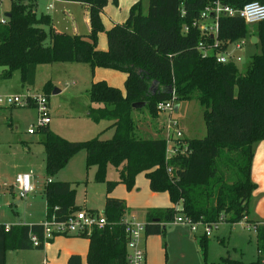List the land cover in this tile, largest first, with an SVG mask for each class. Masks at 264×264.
Listing matches in <instances>:
<instances>
[{"label":"trees","instance_id":"16d2710c","mask_svg":"<svg viewBox=\"0 0 264 264\" xmlns=\"http://www.w3.org/2000/svg\"><path fill=\"white\" fill-rule=\"evenodd\" d=\"M35 1L9 0V16L0 22V75L7 77L18 70L23 84L31 86L37 65L54 61H85L92 68L110 67L126 74L123 89L105 79L92 81L87 89L88 114L94 121H110L114 128L110 137L70 140L48 124L37 126L43 133L47 178L80 149L86 152V167L95 166L94 177L105 181L107 192L119 182L131 189L136 175L143 172L149 188L166 191L172 203L148 209L145 235H164L165 224L173 222L177 214L193 222L245 219L257 224V258L245 261L226 254L209 261L205 254L208 237L203 232L199 236L202 264H264V220L249 216L256 187L250 175L252 159L255 145L264 138V19L255 22L250 32L241 17L220 16L218 39L224 44L210 47L203 55L197 44L205 36L193 21L213 0H148L145 13L136 0L124 21L106 29L107 47L100 49L96 45L98 32L104 29L101 12L108 0H71L88 5L90 29L85 34L56 30L48 13L36 14ZM222 1L241 6L249 0ZM258 1L264 4V0ZM184 25L188 26L185 32ZM250 34L258 38L260 50L251 55L245 72L233 60L216 59L227 41ZM206 41L212 42L211 37ZM153 81L158 85L151 90ZM52 85L49 80L44 82L46 96ZM168 98L174 106L179 99L196 98L204 106L206 133L180 137L185 144L166 157L165 137L136 134L132 104L143 101L136 107L145 106L156 117L157 102ZM29 105L34 104L25 106ZM109 166L118 172L117 179L106 178ZM75 192L73 182L46 179V217L65 218L79 209ZM102 212L106 217L103 227L83 233L89 238L86 260L88 264H126L124 199L106 195ZM29 229L41 236L42 223L10 225L4 248L29 247ZM67 264H81L80 254H70Z\"/></svg>","mask_w":264,"mask_h":264},{"label":"rangeland","instance_id":"374dc122","mask_svg":"<svg viewBox=\"0 0 264 264\" xmlns=\"http://www.w3.org/2000/svg\"><path fill=\"white\" fill-rule=\"evenodd\" d=\"M48 1L53 2V7L48 12L53 16L59 29L69 33L84 29V6L81 3L77 1L61 3L58 0H37V14L46 12L45 5ZM142 1L143 11H146L148 0ZM8 7L9 0H0V14H3ZM74 22H76L77 28H74ZM253 26L254 23L247 24L250 32L254 30ZM253 35L250 34V36L227 41L223 49V51L226 50L229 54L234 55L241 73L247 69L251 61V55L260 50L259 45H256L258 38L256 37L255 42L251 41ZM241 38L244 41L237 48L234 45ZM237 55L240 56V59H236ZM104 69L99 68V70ZM110 70L119 72L116 69ZM95 73L90 64L85 61L40 63L37 65L33 85L24 87L23 82L20 80L19 91L15 92H42L44 82L49 80L53 87L59 89L57 92H52L51 89L47 95L50 109V121L47 124L50 129L70 140L86 139L95 135L108 138L114 131L113 127L106 126L110 121L107 119L94 121L88 114L87 106L90 104V100L87 89L91 84V80L95 78ZM99 77L111 79L106 74ZM3 78L9 80L19 78V72L18 70L13 71L10 77L0 75V79ZM113 79L118 80V77ZM123 87L124 85L122 89ZM8 93H13L12 90H9L8 85H0V94ZM176 107L177 109H173L171 113H168L167 110L158 111L156 117H153L145 106L133 107L132 116L137 124L136 134L141 137L163 136L164 129H162V125L165 121L168 123V117H170L178 121L179 125L177 124V126L183 131L180 137L183 134L185 137L204 136L206 133L203 117L204 106L196 98H190L177 100ZM36 120L37 109L34 105H0V219L2 220L11 219L12 215L8 203L9 200L16 199L11 196L5 185L16 172H23L31 161L34 162V169L38 172L41 171L43 154L41 152L34 153L33 150L42 149L43 146L41 144L36 145L32 152L25 149L26 143L30 145L31 142L38 143L43 136V133L36 127ZM30 128L35 131H30ZM171 134H174V131ZM180 137L175 142L183 146L185 143L181 141ZM83 152L84 149H80L72 154L71 159L62 166L63 168L61 167L57 175L63 179H74L73 185L77 189L76 204L82 206L87 203L93 209L96 208L94 210L102 211L103 188L105 185L93 180V171L85 168ZM110 170L116 172L113 168H110ZM142 174L141 176L144 177V174ZM77 176L80 179L75 178ZM19 199L23 200L21 197ZM255 201V197L252 196L249 202V216L251 218L257 217L252 215ZM244 224L243 219L234 223L224 220L219 221L216 227H213L211 233L207 235L206 259L209 261L218 260L220 255L227 254V250L230 256L234 258L245 261L256 259L258 254L254 240L255 231L244 226ZM165 227L163 237L156 239L157 244L153 243V249L151 250L153 258L162 264H202L203 255L199 236L204 232V227L199 224L193 230L187 223L172 221L166 223ZM219 238H223V241H220ZM148 252L150 253L149 247ZM17 260L20 264H23V257L20 254L17 256ZM10 261L14 262V257L11 255Z\"/></svg>","mask_w":264,"mask_h":264},{"label":"crops","instance_id":"0c3cea01","mask_svg":"<svg viewBox=\"0 0 264 264\" xmlns=\"http://www.w3.org/2000/svg\"><path fill=\"white\" fill-rule=\"evenodd\" d=\"M58 1L61 3L71 2V0H58ZM134 1L136 0H118L117 3H113L111 0H108V2L106 3V5L104 6L101 12V19L104 25V29L98 32L97 45H96L98 48L105 49L107 47L106 29L109 28L115 22L124 21L128 15V10H129L130 5ZM140 1H141V11L145 13L147 9L146 11H143V1L142 0ZM78 3H81V2H78ZM48 4H51V7H47ZM81 4L84 6L85 25L83 27L84 29H82L81 31H78L76 29L77 31L75 32L85 34L89 32V29H90L89 19H88V5L85 3H81ZM36 6H37V0L35 1V4H34L35 12H36ZM52 7H53V2L48 1L45 5L46 12L44 13H48L51 16L52 21H53V26L56 30L64 31L62 29H59L56 26L53 16L50 14V12H48V10H50V8ZM147 7H148V3H147ZM6 11H8V9ZM74 26H75L74 28H77L76 22H74ZM99 68H105V69L99 70ZM93 69H94V72H96L95 73L96 75H95V78L91 80V82L94 80H97L98 78L99 79L105 78V77L100 78L99 76H104V74H106V76H109V78L111 77V79H105L108 81V83L117 85L120 88H122V86L124 85V79L126 76L125 72L120 71V70H118L119 72H116V71L110 70V69H113L110 67L96 66ZM36 71H37V68H36ZM10 76H7V77H10ZM117 77H118V80L113 79ZM3 84L8 85L9 90H12L13 92L19 91L20 78H12L11 80H9L8 78L0 79V85H3ZM25 86L27 87L26 84L24 85V87ZM174 109H177V107L174 106ZM165 123L166 121L162 125L163 127L162 129H164L163 137H165V134H166ZM106 126H109V123ZM42 138L43 136L39 139L40 142L38 143L31 142V145L26 143L25 149L29 152H32V149H35L34 147L36 145L41 144L43 146L41 142ZM37 149L38 150H33V152L34 153L41 152V154H43V157L41 158L42 168L40 172L36 171L33 167L34 166L33 161L28 163L27 168H24L23 172L30 173V181L32 185L31 189L26 193V195L20 196L17 192V186L15 184V176L17 172L15 173L13 178L7 183V185H5L6 189L9 190V193L11 194V196H13L16 199L9 200V203H8L10 207V212L12 215L11 219L9 220L0 219V264H20L17 260V256L19 254L23 257V264H29L30 262L32 264H67L68 257L72 253L80 254L81 264H88L86 260V254L88 250L89 238L86 234H75V233L56 234L52 236L51 238H49L48 242L45 244L33 245L31 237H30V232H35V231H32L31 229H29L28 237H29L30 244H31L29 247H23V248L16 247V248H7V249L4 248V236H5V232L8 231V230H5L4 228L5 224H10L11 226L25 225V224L31 225V224H38L40 222L42 223V221L45 218H47L46 217V202H45V197H44V184H45L46 179L66 180L70 182H73L74 180V179H68V178L63 179L59 177L57 175V172L61 168L56 173H54L52 176H49L47 178L46 173H45L44 148L42 149L37 148ZM85 157H86V152L84 150L83 152V162L84 163H85ZM69 159H71V156L68 158L66 162H68ZM85 168L87 170L93 171V180L104 183L105 185V181H100V180L95 179L94 177L95 166H91L87 168L86 163H85ZM110 168H113L116 171L114 167L109 166L107 173H106V178L107 179H117L118 172L116 171L114 173L113 171L110 170ZM141 173L143 172H140L136 175L135 184L131 189H127L125 185L121 182L117 183L112 188V190H110V192H107L104 186L102 206L104 205L106 195L122 198L124 199L125 204H126L125 216H129L133 214L138 219L145 221L147 211L149 208H163L165 206L171 205L172 203L169 199L168 193L166 191L151 190L148 185L147 177H145L144 175L145 177L144 178L143 176H141ZM250 175H251L252 180L256 183V187L252 192V196L255 197L256 199L255 206H254V212L252 215L257 216V217L253 219L264 220V138L258 141L257 144L255 145V151H254V156L252 159ZM75 178L80 179L79 176ZM20 197L23 198V200H20L19 199ZM76 197H77V189L75 192V200H76ZM79 207L85 208V209H92V210L96 209V208L93 209V207L89 206L87 203H84L82 206H79ZM243 220L245 221V219ZM37 235L41 238L42 232H41V236L38 233ZM160 237L161 238L163 237L161 233H155L152 235L149 234V235L144 236L143 238V246L145 249L144 264H162L153 258V255L151 252V250L153 249V243L157 244L156 239L158 238L160 239ZM254 238H255V235H254ZM219 239L220 241H223V238H219ZM148 247L150 248V253L148 252ZM227 254L230 256V253L228 250H227ZM257 254H258V250H257ZM10 255L14 257V262L10 261Z\"/></svg>","mask_w":264,"mask_h":264},{"label":"built area","instance_id":"2783aa9c","mask_svg":"<svg viewBox=\"0 0 264 264\" xmlns=\"http://www.w3.org/2000/svg\"><path fill=\"white\" fill-rule=\"evenodd\" d=\"M47 7H51L48 4ZM222 15L227 16H239L247 24H253L255 22L264 19V4L258 0H249L243 3L241 6H235L222 0H213L206 4L200 11L199 16L193 21L201 33L205 36V39H200L197 48L206 55L212 46H216L220 43L218 39V28H219V18ZM8 16L0 14V22H5ZM188 26L184 25L183 31H187ZM210 36L211 41H206L207 37ZM241 40V41H240ZM237 40V48L243 43L244 39L241 38ZM232 56V57H231ZM216 59L221 62H227L230 60L235 61L234 55L229 54L225 51H218L216 53ZM236 59H240L237 55ZM32 102L37 109V120L36 127L45 125L50 121V109L48 105V99L46 94L43 92L35 93H8L0 94V105H16L25 106ZM158 111L167 110L171 113L174 109V101L172 99L160 100L156 104ZM169 115V114H168ZM168 123H165V139H166V157L170 156L172 153L180 148V145L175 141L181 136L182 131L179 126L178 121L174 118L168 117ZM174 128H176L174 130ZM30 131H33L30 128ZM174 131V134L171 132ZM182 150V149H181ZM168 170L170 168L168 167ZM15 184L17 186V192L20 196H25L26 193L31 189L30 173L20 172L15 176ZM125 223V232L127 236V253H126V264H144L145 261V249L143 246V238L145 236V221L138 219L133 214L125 216L123 218ZM106 222V217L103 212L91 211L85 208H79L70 212L65 218H57L54 214L50 217L45 218L42 221V237L40 238L37 233L30 232V237L33 245L45 244L48 242L49 238L56 234H83L89 233L94 228H102ZM173 222H184L191 226V229H196V226L201 224L204 228L205 234L209 235L216 224L219 222H193L182 214H177ZM244 226L252 228L254 231L256 229V223L246 222ZM5 230H9L10 224L4 225Z\"/></svg>","mask_w":264,"mask_h":264},{"label":"water","instance_id":"95a60500","mask_svg":"<svg viewBox=\"0 0 264 264\" xmlns=\"http://www.w3.org/2000/svg\"><path fill=\"white\" fill-rule=\"evenodd\" d=\"M5 14L7 15V16H9V12L8 11H6L5 12ZM257 40V38H256V36L255 35H253L252 37H251V41H253V42H255ZM158 85V82L157 81H153V83L150 85V89L151 90H154V88L156 87ZM169 90L171 91L172 90V87L171 86H169ZM58 91V88H53L52 89V92H57ZM144 102L143 101H136V102H133V106L134 107H136V106H140V105H142ZM176 107V106H175ZM156 220H158V218H155Z\"/></svg>","mask_w":264,"mask_h":264}]
</instances>
